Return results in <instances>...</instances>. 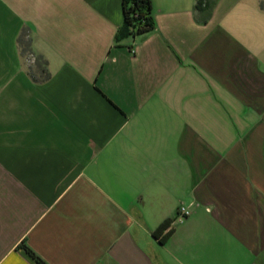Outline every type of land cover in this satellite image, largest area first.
<instances>
[{
  "label": "crops",
  "instance_id": "0c3cea01",
  "mask_svg": "<svg viewBox=\"0 0 264 264\" xmlns=\"http://www.w3.org/2000/svg\"><path fill=\"white\" fill-rule=\"evenodd\" d=\"M197 4L0 0V264H264V9Z\"/></svg>",
  "mask_w": 264,
  "mask_h": 264
},
{
  "label": "trees",
  "instance_id": "16d2710c",
  "mask_svg": "<svg viewBox=\"0 0 264 264\" xmlns=\"http://www.w3.org/2000/svg\"><path fill=\"white\" fill-rule=\"evenodd\" d=\"M217 0H198L197 9L200 12L208 11L211 13ZM261 8L264 9V0H261ZM124 23L119 32V36H140L150 33L156 29V22L153 16L152 0H122ZM22 54L28 55L31 51V38L28 30H24L18 40ZM34 68L31 69L32 75L40 76V80L47 79L49 73L45 66L46 62L42 57H36ZM26 253L37 263L46 264L30 248L24 246Z\"/></svg>",
  "mask_w": 264,
  "mask_h": 264
},
{
  "label": "built area",
  "instance_id": "2783aa9c",
  "mask_svg": "<svg viewBox=\"0 0 264 264\" xmlns=\"http://www.w3.org/2000/svg\"><path fill=\"white\" fill-rule=\"evenodd\" d=\"M28 62L30 64L35 63V57L33 55H29ZM191 214V210L189 207L185 205H181L176 213L175 222L181 223L185 218H187Z\"/></svg>",
  "mask_w": 264,
  "mask_h": 264
}]
</instances>
